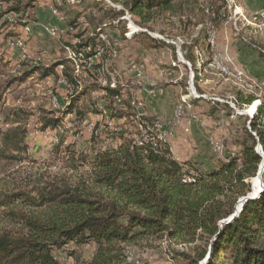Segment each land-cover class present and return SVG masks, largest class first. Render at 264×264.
<instances>
[{"label":"rangeland","instance_id":"obj_1","mask_svg":"<svg viewBox=\"0 0 264 264\" xmlns=\"http://www.w3.org/2000/svg\"><path fill=\"white\" fill-rule=\"evenodd\" d=\"M0 3V130L7 132L22 126L21 131H25L22 147L26 148L11 151L0 139V189L10 193L30 192L48 183L59 185L68 180L91 195L106 193L115 197L118 194L98 182L99 171L94 160L97 153L118 148L122 140H133L134 127L140 122L135 117L134 121L128 119L131 111L126 103L120 108L112 104L113 99L92 100V92L96 91H100V98L109 96L103 90L106 88L103 82L100 88L91 78L83 79V91L74 100H60L65 93L68 97V92L58 83L63 74L57 65L69 66L68 52L76 68L85 66L83 76L90 75L92 69V75L98 76L99 81L110 78L105 68L116 71L121 78L118 81L128 83L135 77L136 68L142 71V80L147 76L141 89L156 91L151 97L156 100L139 99L140 90L134 86L132 91L124 92L127 97L122 100L130 98L132 93L130 100L137 101L133 105L141 104L146 117H151L152 108L165 109L161 115L153 113L152 125L158 124L157 131L165 135L174 158L184 166L188 175L183 178L207 175L218 169L226 158L239 156L244 129H250L247 119L254 117L246 111L255 103H258L256 111L264 104V55L261 54L264 52V13L259 7L244 16L237 0L231 9L228 0H177L171 11L147 12L144 19L126 12L115 22L108 10H123L122 0L116 4L109 0H38L24 19L56 27L60 32V38H50L41 25L44 32L39 33L44 36L40 37L43 44L39 45L40 50L38 45L29 44V33L33 31L30 24L24 27L18 21V14L9 12L14 0H0ZM37 8H41L40 13ZM52 8L58 10L55 14L58 17ZM131 25L136 28L134 33ZM79 41L81 45L90 43L93 51L91 55L72 60L70 54ZM112 51L117 52L116 58ZM189 52L196 63L195 69L186 59ZM37 53L43 56L42 63L49 66H34V57L27 55ZM31 68H55L56 77L45 79L35 73L28 79L26 74ZM68 88L69 97L75 96L76 88ZM252 98L255 101L251 105L236 104V100L244 103ZM182 100L189 101L182 104L185 114L177 118V107ZM167 106L173 111L170 116H165ZM47 114L59 119L56 127H43ZM152 125L148 124L140 132L156 134ZM259 146L256 151L263 157V163L264 153ZM1 150H5L2 155ZM253 181L251 196H254ZM10 209L34 217L57 212L63 218L65 212L63 208H33L23 203H15ZM8 211H0V231H18L21 226L7 216ZM206 248H209L208 242L202 236L193 239L179 233L172 238H150L128 246L123 264H192L182 257L173 258L172 254L181 252L194 259ZM96 251L93 243H69L54 255L60 264H83ZM127 255L131 258L129 262ZM208 256L200 264H208Z\"/></svg>","mask_w":264,"mask_h":264},{"label":"trees","instance_id":"obj_2","mask_svg":"<svg viewBox=\"0 0 264 264\" xmlns=\"http://www.w3.org/2000/svg\"><path fill=\"white\" fill-rule=\"evenodd\" d=\"M37 1L14 0L9 12L18 14V21L25 27L29 21L24 16ZM109 1L116 4L121 0ZM176 1L122 0L123 10L110 8L108 15L115 22L126 12L144 19L147 12L171 11ZM86 46L90 43L81 45L79 41L72 53L78 54ZM186 57L195 69L191 52ZM57 66L63 69L62 74L69 83L76 84L75 80L80 79L74 77L70 65ZM55 68H31L26 76L38 73L47 78L55 75ZM103 90L109 100L113 99L111 102L115 107L122 108L127 104L131 111L128 119L134 121L135 117L140 122L134 127L133 140H122L118 148L99 152L94 160L99 171L98 182L118 194L115 197L106 193L91 195L68 180L59 185L48 183L30 192L10 193L0 189V211L9 210L7 216L21 226L18 231H0V264H60L54 254L69 243L97 246L92 259L83 264H123L128 246L150 238H172L179 233L193 239L206 237L209 248L194 259L176 251L173 258L182 257L192 264H200L210 255L208 264H264V188L261 183L254 186L262 162V156L256 151L258 145L264 153V104L258 107L253 119H247L250 129H244L239 156L226 158L218 169L207 175L183 178L188 173L174 158L169 143L161 138L158 124L152 125L154 116H142L147 114L143 113L141 104L133 105L137 101L114 100L120 96V89L106 87ZM253 101L254 98L244 103L236 100V104L251 105ZM48 115L43 118V127H56L59 119ZM148 124L154 126L156 134L140 132ZM21 127L18 125L7 132L0 130L5 148L26 150L22 147L25 131H21ZM96 132L95 128L93 134ZM4 151L1 150V155ZM252 181L254 196H251ZM259 194L257 199L243 202L241 212L229 221L238 201ZM15 203L33 208H63L65 212L63 218L57 212L34 217L10 209ZM240 207L241 202L237 209ZM215 237L217 239L212 242Z\"/></svg>","mask_w":264,"mask_h":264},{"label":"crops","instance_id":"obj_3","mask_svg":"<svg viewBox=\"0 0 264 264\" xmlns=\"http://www.w3.org/2000/svg\"><path fill=\"white\" fill-rule=\"evenodd\" d=\"M38 2V1H37ZM36 2V3H37ZM237 2H238V9H239V11H240V13H242L244 16H249L254 10H256L258 7L261 9V12H263L264 13V0H237ZM36 3H35V5H36ZM41 7V6H40ZM263 8V9H262ZM38 9V12L40 13V10H41V8H37ZM258 10V9H257ZM55 15V14H54ZM56 17H58L57 15H55ZM54 17V16H53ZM27 22L29 21V24H30V26H31V30L33 29V31H32V33H29V37H28V35H27V37H28V39L29 40H31V42L29 43L30 45H32V46H37L38 45V47H39V45H42L43 46V44H42V42H40V37L41 36H44L43 34H41V33H39V31H41V32H43L42 31V29H41V25H43L42 23H38V24H35L34 22H32V21H30L29 19L28 20H26ZM42 22V21H41ZM33 26H32V25ZM39 28H38V27ZM45 25H43V27H44ZM100 30V29H99ZM45 31V30H44ZM33 41H36V42H34L33 43ZM39 43V44H38ZM33 48V47H32ZM39 49L41 50V48L39 47ZM68 61H69V65L72 67V69L74 70V77L75 78H80L79 80H75L74 78V80H75V82H76V84H72V83H69L68 82V80H67V78H65L64 76H59V79H58V83L64 88V89H68V87H74V88H76V94H75V96H73V97H67V95H66V93H65V97L64 98H60V100H74V98L77 96V95H79L82 91H83V79H90L91 78V82H96L99 86H100V88H101V83L104 81H99V80H101L100 78L98 79V76H96V75H92V74H90V75H88V76H83L82 75V71H81V67H80V65H78V69L76 68V65L75 64H73V62L69 59V52H68V59H67ZM83 68H85V66L83 67ZM57 69H60V66L57 68ZM100 68H98L97 70H99ZM97 70H95V71H97ZM62 71H63V69L62 70H60V72H61V74H62ZM103 71H104V69H103ZM55 72V71H54ZM130 72V70L128 71V73ZM143 72H144V70H143ZM72 75V74H71ZM144 75H145V72H144ZM35 76V74H32V75H29L27 78L28 79H32L33 77ZM39 77H40V75H39ZM55 77H56V73H55V75L54 74H52V75H50L49 76V78H54L55 79ZM73 77V76H72ZM48 78V77H47ZM143 78V77H142ZM46 79V78H45ZM123 79V78H122ZM148 79V78H147ZM44 80V79H43ZM60 80H62V82H66V84H62V83H60L61 81ZM145 81H146V75H145V79H141L140 80V83L139 82H137V80H135V77L131 80V81H129V83L131 82V83H133V86L134 87H138L139 88V90H140V92L138 91L137 93L139 94V99H143V100H156V99H153V98H151L152 96H154V94L156 93V91H154V92H147L146 90H145V88L142 90L141 88H143V84L145 83ZM101 82V83H100ZM126 83V85H128L129 83H128V81L127 82H125ZM133 86H130V88H131V91L133 90ZM129 88V87H128ZM147 89H149V88H147ZM66 92V91H65ZM100 92V91H99ZM99 92H92V100H109V98L108 99H106V98H100V94H99ZM129 91H127V93H128ZM132 94V93H131ZM131 94H130V98H132V96H131ZM127 95V94H126ZM129 95V94H128ZM130 98H128L127 100H130ZM135 99V98H134ZM137 99V98H136ZM135 99V100H136ZM139 99H137V100H139ZM199 103H201V102H199ZM168 104L170 105V102H169V100H168ZM197 105H198V102H197ZM145 107H147V103L145 104ZM149 109V108H148ZM161 110V111H160ZM152 111V112H151ZM151 115L153 116L154 114H156V115H161L162 113H164L163 111H165V109H161V108H159L158 107V109L157 110H155L154 108H152L151 109ZM154 113V114H153ZM161 113V114H160ZM173 113V111H172V109L171 108H169L168 106H167V108H166V114H165V116H170L171 114Z\"/></svg>","mask_w":264,"mask_h":264},{"label":"bare ground","instance_id":"obj_4","mask_svg":"<svg viewBox=\"0 0 264 264\" xmlns=\"http://www.w3.org/2000/svg\"><path fill=\"white\" fill-rule=\"evenodd\" d=\"M234 5V0H228V7H229V9H231L232 8V6ZM52 10H53V13L54 14H57L58 13V10L56 9V8H52ZM127 14V13H126ZM234 20H235V22H237V16H238V12H237V10L235 9V11H234ZM127 18V17H126ZM44 30H45V32L50 36V38H60V32H59V29L58 28H56V27H53V26H45L44 27ZM131 30H133V33L136 31V28H134L132 25H131ZM99 31H101V30H99ZM44 32V31H43ZM197 32V31H196ZM199 32V31H198ZM199 34V33H198ZM101 37H102V39L104 40V41H106L105 40V36L103 35V34H101ZM198 37V36H197ZM193 38H194V36H193ZM189 39V38H188ZM195 39V38H194ZM187 40V39H186ZM191 40V39H190ZM192 41V40H191ZM20 42V41H19ZM177 42V41H176ZM183 42V41H182ZM189 42V41H188ZM187 42V43H188ZM104 43V42H103ZM180 43V42H179ZM186 43V42H185ZM212 43V42H211ZM177 44V43H176ZM190 44V43H189ZM108 48V47H107ZM92 51H93V47L90 45V46H86V47H84V49H82V51L81 52H79L78 54H74V53H71L70 54V58L73 60L74 58L75 59H77L78 57H84V54H87V55H91V53H92ZM102 51V50H101ZM112 55H113V57L114 58H116L117 57V52L116 51H112ZM107 65V64H106ZM106 67H108V65L106 66ZM78 69V68H77ZM105 70H106V72L108 73V75H109V80L107 79V80H105V81H103V83L102 84H104L103 86H106V87H109V88H111V89H120V94H121V96H119V97H115L114 98V100H122L123 98H124V92L126 91V90H131V88H130V86H133V83H131V84H128V85H126V83L125 82H123V80H121V81H118V78H120V76L118 75V73L116 72V71H110L108 68H105ZM135 70H139L138 68H136ZM142 77H143V73H142V71H141V73H138L137 74V76H135V80H137V82H139L140 83V80L142 79ZM121 79V78H120ZM129 87V88H128ZM196 96H198V95H196ZM201 97V96H200ZM183 98H185V97H183ZM182 98V99H183ZM198 99V98H197ZM205 99V98H204ZM189 101V100H188ZM188 101L187 100H182V103L179 105V107H177V112H181V117L183 116V113H184V110H185V107H183V105L182 104H184V105H186L187 103H188ZM257 106H258V103H255L253 106H251L247 111H246V114H248V115H251L252 117L255 115V113H256V108H257ZM188 107H190V106H188ZM177 112H176V114H177ZM185 114V113H184ZM157 127H159V126H157ZM161 138L162 139H164V140H166L167 141V139H166V137H165V135L163 134H161ZM262 165H261V167H260V174L257 176V178L255 179V184H254V186L255 187H257V186H259L260 185V183H261V177H262V175L264 174V161H263V163H261ZM187 181H190V179H187ZM134 258V257H133ZM127 260H128V262L131 260V258L129 257V255H127Z\"/></svg>","mask_w":264,"mask_h":264},{"label":"built area","instance_id":"obj_5","mask_svg":"<svg viewBox=\"0 0 264 264\" xmlns=\"http://www.w3.org/2000/svg\"><path fill=\"white\" fill-rule=\"evenodd\" d=\"M0 5H1V3H0ZM11 47H12V45H11ZM20 49H22L21 44H20ZM26 54H27V52H26ZM27 57H34V66H41V65H43V67L49 66L48 64L44 65L42 63L43 62V56H41V54L37 53L36 55H27ZM81 68H82V73H83V67H81ZM138 73H141V70H134V76H137ZM91 74H92V69H91ZM86 76H88V75H86ZM146 80H147V76H146ZM62 84H65V83H62ZM67 92H68V97H69V88L67 89ZM126 97H127V95L124 94V98H126ZM114 102H117V101H114ZM142 116H146V115L142 114ZM177 118H181V112H177ZM186 131H188V129ZM152 140H153V138H152Z\"/></svg>","mask_w":264,"mask_h":264},{"label":"water","instance_id":"obj_6","mask_svg":"<svg viewBox=\"0 0 264 264\" xmlns=\"http://www.w3.org/2000/svg\"><path fill=\"white\" fill-rule=\"evenodd\" d=\"M251 116V115H250ZM252 117V116H251ZM254 118V117H253ZM252 118V119H253ZM261 146H259V148H260ZM263 158V157H262ZM261 166V165H260ZM259 170H260V167H259ZM260 174V171L258 172V175ZM262 186H263V188H264V184L262 183ZM260 195L261 194H259V195H257V196H255L254 198H249V197H246V198H244V199H242L241 200V207H240V209H236V212H235V214H234V216H232L231 218H230V220L229 221H231V220H233L240 212H241V210H242V207H243V202H247V201H249V200H255V199H257L258 197H260ZM243 201V202H242ZM217 239V237H215V239L214 240H216ZM212 250V249H211ZM209 257H210V255L208 256V259H209Z\"/></svg>","mask_w":264,"mask_h":264}]
</instances>
